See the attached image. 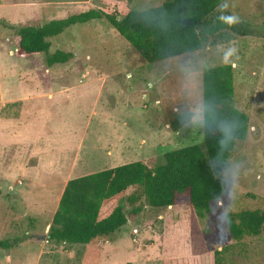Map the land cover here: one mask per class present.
<instances>
[{"label": "rangeland", "instance_id": "1", "mask_svg": "<svg viewBox=\"0 0 264 264\" xmlns=\"http://www.w3.org/2000/svg\"><path fill=\"white\" fill-rule=\"evenodd\" d=\"M162 1L0 0V19L39 25L88 9L120 17ZM224 2L229 15L262 32L264 0ZM229 37L213 36L201 50L147 62L107 19L98 18L49 37L46 54L17 56L16 30L0 24V242L8 243L0 245V264L96 263L81 261L85 246L65 244L72 248L67 250L46 239L60 188L70 178L136 160L154 167L164 162L166 151L202 143V74L227 63L233 69L234 103L249 121L246 138L235 142L222 172L229 182L223 197L202 217L184 201L154 208L142 196L132 204L125 199L121 205L129 219L115 245L101 238L87 252L91 259L96 253L107 256L99 264H169L192 257L214 264V250L227 247L225 264H264V223L259 234L235 240L227 221V213L264 211V37ZM232 46L238 54L226 63L224 54ZM57 49L72 55L48 65L47 56ZM171 111L194 115L173 132ZM64 149L69 156L62 159ZM45 187L51 192H43ZM141 191L130 186L126 196ZM23 244L42 250V261L26 252L5 256ZM70 253L75 260H68Z\"/></svg>", "mask_w": 264, "mask_h": 264}, {"label": "trees", "instance_id": "2", "mask_svg": "<svg viewBox=\"0 0 264 264\" xmlns=\"http://www.w3.org/2000/svg\"><path fill=\"white\" fill-rule=\"evenodd\" d=\"M225 0H163L143 10L130 9L117 15L99 9H88L64 18L51 19L39 25L15 26L0 19V24L12 27L18 36L15 55L46 54L49 37L60 34L66 27L93 19L105 18L147 62L166 60L174 56L201 50L211 37L223 39L232 35L264 37L247 22L229 27L218 17ZM229 35V36H228ZM71 53L57 49L47 56V64L63 63ZM193 112L171 111L170 130L177 132L193 117ZM202 143H193L166 151L164 162L149 167L141 160L104 168L70 178L65 183L57 208L52 216L47 240L56 243L89 244L99 239L113 241L128 222L122 201L131 204L142 196L144 203L154 208L188 203L202 217L211 212L212 202L226 192L229 182L223 175L228 169L230 154L237 140L248 133L249 116L234 103L233 69L231 64L208 67L201 84ZM221 121L232 125V138L221 144ZM141 188V193L126 196L127 188ZM141 205L132 207L135 213ZM228 230L235 240L244 235H257L264 223V211L241 210L227 213ZM7 242H0L7 246ZM223 249L214 250V264H225ZM169 264H201L197 257L174 259Z\"/></svg>", "mask_w": 264, "mask_h": 264}, {"label": "crops", "instance_id": "3", "mask_svg": "<svg viewBox=\"0 0 264 264\" xmlns=\"http://www.w3.org/2000/svg\"><path fill=\"white\" fill-rule=\"evenodd\" d=\"M44 92V91H43ZM49 92V93H48ZM47 93H48V95H50L51 93H53V92H50V91H48ZM63 92V91H62ZM64 93H67V92H64ZM52 96H53V94H52ZM51 96V97H52ZM19 100H21V99H19ZM35 108V107H34ZM24 106L22 107V113L24 112ZM34 111V110H33ZM65 142L67 141L66 139L64 140ZM49 144V143H48ZM60 148V147H59ZM46 149L47 150H49L47 147H46ZM43 152H45V151H43ZM40 154V153H39ZM58 156H61L62 157V159H65V158H67L69 155H68V153H67V149H64L63 151H61V153L58 155ZM56 158H57V156H56ZM56 164V163H55ZM54 164V165H55ZM51 173H49V175H50ZM66 182H67V180H66ZM65 182V183H66ZM65 185V184H64ZM64 185L60 188V191H59V197H58V199H57V203H56V207H55V209H54V212H55V210H56V208H57V205H58V201H59V198H60V195H61V193H62V190H63V187H64ZM45 191H43V192H45V193H50L51 192V190L52 189H50V188H43ZM54 212H53V214H54ZM53 216V215H52ZM51 220H52V217H51V219L47 222V224H50L51 225ZM47 224H46V226H47ZM44 231H46V227H45V229H44ZM31 233V235H35V234H38L39 232H40V228H38L37 230H32V231H30ZM47 239V238H46ZM47 241H49V240H47ZM117 241H110V242H108L107 244H108V246H114L115 245V243H116ZM56 243V242H55ZM97 243V242H96ZM93 244H95V243H89V244H73V245H75V246H85V251H84V253H83V255L81 256V261H83V262H85V260L87 259L88 261H90V262H92V261H95L96 263H94L93 262V264H99V263H101L102 261L104 262L105 261V258H107V256H105V255H101V254H99V255H97V253H96V256L95 257H93L92 259L91 258H89V253L87 252L88 251V248L89 247H91ZM57 245L59 246V248L61 247H66L65 249H72L71 247L70 248H67V246L65 245V243H57ZM72 245V246H73ZM23 246H25V247H23ZM103 247H105V244L104 245H102ZM104 250V249H103ZM4 252V251H3ZM22 252H26L27 253V255H29V254H33V261H36V262H40V261H42V250H39L36 246H33V245H30V246H26V245H21V247L16 251V252H14V250H8V251H5L4 252V254H5V256L6 257H8V256H10V255H13V254H22L23 255V253ZM6 254H8V255H6ZM24 256V255H23ZM22 256V257H23ZM59 256H63V255H58V257ZM68 256V260L69 261H73V260H75L74 258L76 257V255H75V253H70V255H67ZM18 257V256H17ZM63 258L64 257H62V260H63ZM21 259V258H20ZM149 261V259H146L145 260V262L147 263Z\"/></svg>", "mask_w": 264, "mask_h": 264}, {"label": "clouds", "instance_id": "4", "mask_svg": "<svg viewBox=\"0 0 264 264\" xmlns=\"http://www.w3.org/2000/svg\"><path fill=\"white\" fill-rule=\"evenodd\" d=\"M221 12L225 11L228 8L227 4H222L219 6ZM218 19L227 24L229 27H233L240 23L239 16L235 14L231 15H220ZM238 54V49L235 46L229 47L224 54V60L227 63L231 57ZM218 130L222 133L223 139L221 140L222 145H226L228 141L232 138V125L229 121H221L218 124Z\"/></svg>", "mask_w": 264, "mask_h": 264}, {"label": "water", "instance_id": "5", "mask_svg": "<svg viewBox=\"0 0 264 264\" xmlns=\"http://www.w3.org/2000/svg\"><path fill=\"white\" fill-rule=\"evenodd\" d=\"M49 228H50V224H47V226H46V232H48Z\"/></svg>", "mask_w": 264, "mask_h": 264}]
</instances>
